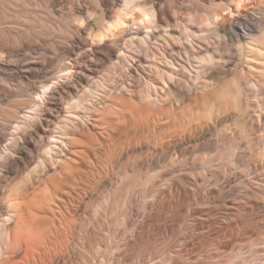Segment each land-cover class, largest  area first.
<instances>
[{
    "label": "clouds",
    "instance_id": "obj_1",
    "mask_svg": "<svg viewBox=\"0 0 264 264\" xmlns=\"http://www.w3.org/2000/svg\"><path fill=\"white\" fill-rule=\"evenodd\" d=\"M197 3L0 0V14L10 20L14 12L27 13L19 24L0 22V191L17 179L24 184V191L14 199L0 195V264L12 246L13 229L19 226L17 205L28 203L34 192L48 205L58 199L65 187L59 179L68 163L65 153L74 134L87 131L92 114L131 110L133 117H145L146 128L179 127L183 133L191 131L195 141H204L212 128L233 116L242 117L252 94L249 90L264 91V83L241 74L246 46L238 42L244 33L258 29L260 35L253 42L264 43V0H214L210 7ZM178 9L186 10L187 22L198 31L177 28L181 32L177 54L169 51L166 38L173 26L171 14L181 15ZM165 17L167 27H163ZM222 18L228 23L218 28ZM234 57H240L236 67H226ZM202 96L213 103L211 113L204 106L189 115L191 98L200 103ZM204 125L211 127L200 131ZM256 135L264 143V125ZM194 140L185 136L184 144ZM97 148L105 150L99 143ZM181 148L182 144L175 145L176 151ZM149 150L158 152L151 146ZM172 151L169 147L160 159L148 160L158 172H140L142 163L118 165L110 174L112 185H100L94 196L99 198L111 187L110 199L132 218L149 199L156 207L159 201L145 195V180L168 174V167L179 162ZM144 152L143 145L131 148L119 163ZM87 185V180H77L75 188L67 186L69 195L88 191ZM102 205L110 207L107 200ZM195 215L182 213L164 227L156 224L155 215L146 218L134 234L125 232L120 259L100 264H264V238L251 247H235L234 236L225 239L227 232L210 229ZM252 249L255 256H250Z\"/></svg>",
    "mask_w": 264,
    "mask_h": 264
},
{
    "label": "bare ground",
    "instance_id": "obj_2",
    "mask_svg": "<svg viewBox=\"0 0 264 264\" xmlns=\"http://www.w3.org/2000/svg\"><path fill=\"white\" fill-rule=\"evenodd\" d=\"M213 2L198 0L197 7H210ZM178 11L180 16L171 14L173 26L168 28L166 38L169 51L177 54L181 49V43L176 40L181 36L177 28L183 25L189 32L198 31L194 24L187 22L186 10ZM25 15L24 11L14 12V19L10 20L0 14V22L19 24V18ZM163 19V27H167L169 21L166 17ZM224 21L227 22L223 18L217 21L218 28L226 26L222 24ZM259 35V30L253 29L244 33L243 38L238 37V42L246 46L242 50L245 62L240 72L244 76L251 74L264 83V76L260 75L264 71V43L253 42V38ZM239 59L234 57L226 67L230 68L234 61L231 68L236 67ZM142 60L148 63L147 57ZM257 63L262 65L257 68ZM249 91L252 94L242 117L237 120L233 116L212 128L211 135L204 141H195L191 131L183 133L179 127L146 128L145 117H133L131 110L121 113L108 109L104 113L92 114L87 131L75 133L74 142L65 153L68 163L59 178L65 187L57 194L58 199L48 205L34 192L27 197L28 203L17 205L19 226L9 237L13 243L5 252L3 264H92L93 260L100 264L102 260L117 261L121 256L120 249L124 247L121 240L127 239L125 232L134 234L135 229L153 215L159 226L162 219L174 222L182 213L187 217L195 213V220L208 224L210 229L227 232L225 239L234 236L235 247H251L256 240L264 238V143L256 135L264 125V99H261L264 91L259 94ZM204 106L211 113L214 105L207 96H202L200 103L195 97L191 98L189 115H195ZM133 119L135 123H132ZM168 123L167 120L163 122L164 125ZM173 123L177 122L174 120ZM208 127L211 126L204 125L200 131ZM185 136L194 142L184 144ZM98 143L104 145L105 150H99ZM177 144L183 145L180 151L175 149ZM141 145L145 148L143 154L125 157L124 163H119L124 152ZM150 146L158 148V152L149 150ZM169 147L179 162L169 166L168 174H161L162 179L147 177L145 180L148 185L145 195L159 201L156 207L149 199L139 215L132 218L130 213L120 212L117 203L110 199L111 187L106 188L99 198L94 196L100 185H112L110 174L118 165L123 168L129 162L142 163L143 167L138 169L140 172H158L159 169L153 168L148 160L160 159ZM77 180H87L89 190L80 192V195L76 192L69 195L67 186L75 188ZM23 191L24 184L17 179L0 191V195L14 199ZM104 200L110 207L102 205ZM255 253L256 249H252L250 256H255Z\"/></svg>",
    "mask_w": 264,
    "mask_h": 264
},
{
    "label": "rangeland",
    "instance_id": "obj_3",
    "mask_svg": "<svg viewBox=\"0 0 264 264\" xmlns=\"http://www.w3.org/2000/svg\"><path fill=\"white\" fill-rule=\"evenodd\" d=\"M179 10H182V9H179ZM227 22H228V21H227ZM227 22L224 21V22H222V24L227 25ZM232 64H233V63H232ZM234 64H235V61H234ZM234 64H233V65H234ZM259 64H260V63H259ZM259 64H258V63L255 64V65L257 66V68H259V66L262 65V64H260V65H259ZM233 65H231V66H233ZM231 66H230V68H231ZM263 66H264V65H263ZM162 220H163V219H162ZM162 220H161V222H162L163 224L160 223V224H159L160 227H164V225H166L167 223L171 222V221H167V219H165V221H164V220L162 221Z\"/></svg>",
    "mask_w": 264,
    "mask_h": 264
}]
</instances>
